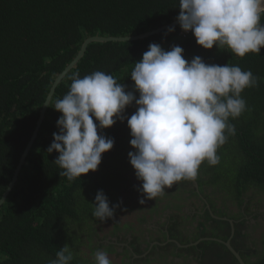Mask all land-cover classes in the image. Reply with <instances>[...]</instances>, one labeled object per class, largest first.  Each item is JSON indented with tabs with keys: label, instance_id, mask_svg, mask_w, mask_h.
<instances>
[{
	"label": "trees",
	"instance_id": "trees-1",
	"mask_svg": "<svg viewBox=\"0 0 264 264\" xmlns=\"http://www.w3.org/2000/svg\"><path fill=\"white\" fill-rule=\"evenodd\" d=\"M178 15L179 0H0V197L31 138L53 79L84 40L142 34L175 21ZM174 29L138 41L92 43L62 79L17 182L0 207V264H49L65 244L73 253L71 264H92L79 250L80 236L89 223L99 221L93 218L92 205L98 191H103L110 206L118 205L117 191H127L126 174L134 173L128 160L133 150L127 117L136 107L133 102L123 122L100 130L114 145L102 154L97 171L72 181L59 175L63 169L54 163L58 154L47 152L53 133L59 131L60 113L53 108L69 91L75 73L83 78L103 71L132 91L134 63L152 43L165 51L180 46L189 61L199 56L208 64L228 63L259 78L257 87L241 93L249 110L235 120L230 118L235 135L217 150L219 163H202L196 180L204 184L208 177L218 190L235 198L264 192V48L259 55L239 58L226 48L203 50L191 32L184 36L179 25ZM134 95L138 98V93ZM259 264H264V256Z\"/></svg>",
	"mask_w": 264,
	"mask_h": 264
},
{
	"label": "clouds",
	"instance_id": "clouds-1",
	"mask_svg": "<svg viewBox=\"0 0 264 264\" xmlns=\"http://www.w3.org/2000/svg\"><path fill=\"white\" fill-rule=\"evenodd\" d=\"M262 16L264 0H179L176 20L203 50L226 48L243 58L249 53L259 55L264 48ZM258 79L239 66L208 64L199 56L189 61L180 46L165 51L152 43L134 63L132 91L103 71L83 78L72 75L69 91L53 108L60 113L59 131L53 133L47 152L58 154L54 163L63 169L59 175L69 181L96 172L102 154L114 145L100 130L123 122L126 108L134 102L136 111L127 117L133 150L128 160L140 182L143 198L138 202L144 204L182 180H194L202 163H219L217 150L235 135L230 118L249 110L241 93L257 87ZM92 205L93 216L100 221L112 218L119 206H110L102 190ZM94 259L95 264H111L104 250H97ZM72 260L65 244L49 264Z\"/></svg>",
	"mask_w": 264,
	"mask_h": 264
},
{
	"label": "flooded vegetation",
	"instance_id": "flooded-vegetation-1",
	"mask_svg": "<svg viewBox=\"0 0 264 264\" xmlns=\"http://www.w3.org/2000/svg\"><path fill=\"white\" fill-rule=\"evenodd\" d=\"M126 177L114 216L89 223L80 236L79 250L92 264L97 250L111 264H241L233 251L243 264L263 261L264 192L235 198L208 177L204 184L195 178L140 204V182L134 173Z\"/></svg>",
	"mask_w": 264,
	"mask_h": 264
},
{
	"label": "water",
	"instance_id": "water-1",
	"mask_svg": "<svg viewBox=\"0 0 264 264\" xmlns=\"http://www.w3.org/2000/svg\"><path fill=\"white\" fill-rule=\"evenodd\" d=\"M178 22L177 20L167 24V25H164V26H161L157 29H154V30H151V31H148V32H145V33H142V34H138V35H133V36H119V37H111V36H91V37H88L87 39L84 40V42L82 43L79 51L77 52V54L75 55V57L72 59V61L66 65V67H64V69L53 79V84L46 96V99L41 107V110H40V113H39V117H38V120L36 122V126L34 128V131L31 135V138L30 140L28 141L21 157H20V160L18 162V165L16 167V169L14 170V173H13V176H12V179L10 181V183L8 184L6 190L4 191L3 195H1L0 197V207L3 205V203L5 202V198L7 195H9V193L13 190L16 182H17V179H18V175L20 173V170H21V167L29 153V151L31 150L32 146H33V142L35 141L36 137H37V134H38V131L40 129V126L42 125L43 121H44V118H45V114H46V111L48 109V106L50 105V102L52 100V97L55 93V90L56 88L58 87V85L63 81L62 79L64 77H66V75L68 73H70L74 67L79 63V61L82 59V57L84 56L86 50H87V47L92 44V43H109V42H132V41H138V40H143L145 38H148L152 35H156V34H159L161 33L162 31L164 30H167L169 28H174L176 26H178ZM47 103V104H45ZM176 245L180 246L179 243L176 242ZM227 246L229 247V249L231 251H233L231 249V247L229 246V244L227 243ZM233 253L235 254L236 258L239 260V262L241 264L242 261L240 260V257L239 255L233 251Z\"/></svg>",
	"mask_w": 264,
	"mask_h": 264
},
{
	"label": "built area",
	"instance_id": "built-area-1",
	"mask_svg": "<svg viewBox=\"0 0 264 264\" xmlns=\"http://www.w3.org/2000/svg\"><path fill=\"white\" fill-rule=\"evenodd\" d=\"M189 33H190V32H189ZM189 33H183V34H184V36H185V35H187V34H189Z\"/></svg>",
	"mask_w": 264,
	"mask_h": 264
}]
</instances>
